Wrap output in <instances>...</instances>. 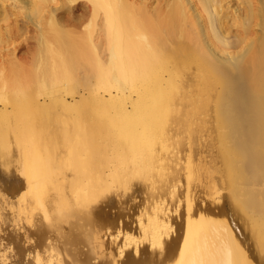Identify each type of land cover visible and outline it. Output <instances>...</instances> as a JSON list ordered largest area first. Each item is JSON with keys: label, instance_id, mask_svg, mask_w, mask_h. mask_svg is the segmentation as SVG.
I'll use <instances>...</instances> for the list:
<instances>
[{"label": "bare ground", "instance_id": "bare-ground-1", "mask_svg": "<svg viewBox=\"0 0 264 264\" xmlns=\"http://www.w3.org/2000/svg\"><path fill=\"white\" fill-rule=\"evenodd\" d=\"M82 1L0 0V264H264V0Z\"/></svg>", "mask_w": 264, "mask_h": 264}, {"label": "rangeland", "instance_id": "rangeland-1", "mask_svg": "<svg viewBox=\"0 0 264 264\" xmlns=\"http://www.w3.org/2000/svg\"><path fill=\"white\" fill-rule=\"evenodd\" d=\"M81 3H83L82 0H76V2L74 3V5H73L74 6L73 16H79V15L83 14L82 13L83 10L81 9ZM29 46H31V44H29ZM78 89H79L80 93L86 92V91H83L82 88H78ZM76 99H77V95H76ZM67 100L71 101L70 97L67 98ZM0 166H1L0 167V183L1 184H7L8 186L11 185L12 187L13 186L17 187L19 185V181H18V178L15 175V173L13 171H10V170L5 171L6 166H3L1 164H0ZM253 189H254V186H253ZM132 190L134 191L133 197L128 198V199L125 197H122V194H120V196L111 195V196H113V198L110 197L111 200H109L108 206L105 207V212L102 216L103 217L102 220L106 224V226H104V225H102V226L107 227V228L109 227L112 229L122 228L125 231H127L128 233H133L134 236H139L138 229H137V220L139 218L143 217V214L145 211L144 209H147L148 201L143 200V198H145L146 196L141 194L139 189L133 188ZM223 192H225V191H222L221 193H223ZM128 193H129V191H128ZM225 193H223V194H225ZM143 196H145V197H143ZM118 197H119V199H118ZM226 198L227 197L225 194L224 200L223 199L220 200L219 209H222L223 217L226 220H231L232 218H234L233 223L235 225L236 235L238 236V240L240 241L241 246L244 249H246V251L248 253H250L251 255H254V256L258 255V251H257L258 249H257V247L255 248V243H253L254 239L251 238V235H252L251 228L255 227V225L252 224L253 220H251L250 218H245L246 216L249 217L248 216L249 214H243V213H241L243 211L240 210V212H239L238 209H236V211H237L236 213L239 215L241 213V215H244V217L242 219H241V217H242L241 215H240L241 217L239 215H237V216L235 215V217H234L229 210V208L232 207L233 205H231V203H230L231 201L226 199ZM117 199H118V201H117ZM120 199H122V200H120ZM144 202H146L147 205ZM227 202H229V203H227ZM229 205H231V206H229ZM215 210H217V209H215ZM178 214H179V212H178ZM238 217L241 220H238L237 219ZM177 218H178L177 222H180L181 219H179V218H181V217L178 216ZM244 218H245L246 224L243 221ZM246 219L251 220L252 223L249 224L248 223L249 220L246 221ZM249 228H250L251 233H249V231L247 232V229H249ZM176 233L177 234L181 233V227L176 228ZM249 234H251V235L249 236ZM119 245H121L120 242H119ZM141 257L143 260H147V258L149 259L150 257L157 258L154 255L152 256V254L148 251V249H145V247H144V249L142 250V252L140 253V255L138 257H134L133 254H130V255H128L127 260H129L130 262L137 261V262H139V264H144L143 262H141Z\"/></svg>", "mask_w": 264, "mask_h": 264}]
</instances>
